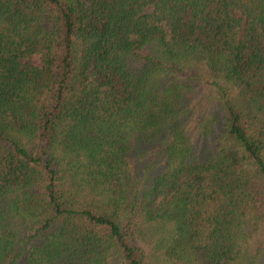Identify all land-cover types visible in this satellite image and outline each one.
Returning a JSON list of instances; mask_svg holds the SVG:
<instances>
[{
  "label": "trees",
  "instance_id": "16d2710c",
  "mask_svg": "<svg viewBox=\"0 0 264 264\" xmlns=\"http://www.w3.org/2000/svg\"><path fill=\"white\" fill-rule=\"evenodd\" d=\"M0 264H264V0H0Z\"/></svg>",
  "mask_w": 264,
  "mask_h": 264
},
{
  "label": "rangeland",
  "instance_id": "374dc122",
  "mask_svg": "<svg viewBox=\"0 0 264 264\" xmlns=\"http://www.w3.org/2000/svg\"><path fill=\"white\" fill-rule=\"evenodd\" d=\"M31 62L34 64H39L40 63V58L38 56H34L31 58ZM207 86L203 85V84H199L195 87V91H197V97L203 98L205 96V93L209 94L208 90H207Z\"/></svg>",
  "mask_w": 264,
  "mask_h": 264
}]
</instances>
